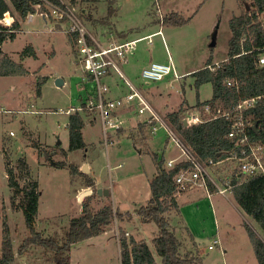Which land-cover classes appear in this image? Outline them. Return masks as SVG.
<instances>
[{
  "label": "rangeland",
  "instance_id": "rangeland-1",
  "mask_svg": "<svg viewBox=\"0 0 264 264\" xmlns=\"http://www.w3.org/2000/svg\"><path fill=\"white\" fill-rule=\"evenodd\" d=\"M63 1L72 6L69 0ZM241 1L101 0L97 4L80 3L73 7L78 14L83 6L93 13L98 21L83 20L102 44H106L107 40L99 28L114 29L111 26L113 21L119 30H126L133 36L162 26L166 45L161 35H153L151 40L146 38L136 42L135 48L147 58L152 56L166 62H169L171 55L176 70L181 73L198 67L194 71L199 70L210 57L214 63L228 58L232 35L229 20L241 12ZM109 5H112V12L108 10ZM172 12L184 16L187 22L179 26L165 22V16ZM107 15L108 23H100ZM173 19H179V16ZM2 23L5 24V20ZM215 30L216 43L211 46ZM28 47H32L36 55L28 51ZM1 49L11 59L23 63L28 72L0 74V255L4 222L10 228L16 251L28 236L23 211L12 203V189L7 176L9 166L14 167L18 158L26 157L32 177L39 183L38 230L45 236L61 240L71 219L82 214V202L88 196L81 198L86 188L84 180L80 175H74L69 166L53 164L46 158L47 153L55 152V161L76 163L80 169L87 165L89 170L86 173L95 180L96 189L109 190V195L94 192L91 199L94 210L103 204L112 203L122 214L115 212L113 223L104 232L74 243L70 264H121L117 233L121 237L124 232L129 233L128 237L145 239L158 263L162 264V258L156 254L154 247V237L159 227L155 221L143 222L137 209L147 204L151 196L150 180L156 174L154 155L157 153L159 158H164V162L185 157L172 136L164 127H159L148 142L140 144L127 133L118 134L117 130L110 129L106 143L101 117L90 112V119L87 115L83 128L87 147L70 151L69 114L61 110L76 105L80 96L91 90L93 83L82 78L84 71L79 62L80 54L69 41L67 24L62 22L61 27H58L53 20L37 12L32 14V18L22 21V30L17 33V37L6 40ZM129 66L139 73L134 81L140 87L144 82L140 76L141 69L139 71L133 62ZM122 70L127 72L125 68ZM113 71L119 76L118 72ZM58 78H63V85L56 84ZM40 81H43L41 95L37 96L35 87ZM150 87L147 92L151 103L164 118L168 111L176 110L183 101L187 104L186 112H191L199 100L205 101L213 95L211 82L197 88L192 75L174 78L172 73ZM27 109L30 110L25 111ZM124 116L130 119L125 121L123 127H129L148 117V113L135 114L130 111ZM226 165L229 173L238 170L234 159H229ZM215 174L217 176L218 173ZM216 178V182L220 183ZM192 190L190 199L186 195L179 196L180 210L168 215L170 227L181 240L183 250L198 255L200 264H258L247 225L263 240L264 230L241 209L232 192L227 191L225 195L214 193L212 198H208L203 190ZM129 212L133 215L131 219ZM217 233L225 238V245L210 248ZM13 264L55 262L50 252L33 246L24 255H17Z\"/></svg>",
  "mask_w": 264,
  "mask_h": 264
},
{
  "label": "trees",
  "instance_id": "trees-1",
  "mask_svg": "<svg viewBox=\"0 0 264 264\" xmlns=\"http://www.w3.org/2000/svg\"><path fill=\"white\" fill-rule=\"evenodd\" d=\"M48 1L59 5L63 4L61 0ZM100 1L69 0L72 6L80 3L97 4ZM241 3V12L229 20L232 35L229 40L228 58L219 64H213L212 57H210L202 68L191 73L197 88L203 83H212V97L205 101L199 100L195 106V109L200 110L202 116L207 120L190 125L185 123L187 111L185 105L187 104L184 101L176 110L165 114L167 122L197 158L208 165L211 164V161L218 162L242 154V145L238 138L228 135L236 114L235 108L242 99L261 96L258 102L245 109L243 114L252 120V125L248 129L251 138L264 144V65L259 64V55L264 48V0H243ZM109 9L112 12V5L108 6ZM8 10L14 17L11 27L1 22ZM39 11L57 25L65 22L58 21L53 17L51 8L44 0H0V46L8 39L14 40L17 33L22 30V21ZM79 15L82 19L90 22L97 20L93 13L86 10L84 6L80 8ZM178 16L179 19H173ZM108 19L107 15L99 22L105 24L108 23ZM165 22L179 26L187 22V19L172 12L165 16ZM68 37L73 48L77 49V35L68 33ZM28 51L36 55L32 47H28ZM27 72L28 69L23 63L11 59L0 49L1 75H18ZM230 79L238 80L239 84L228 83ZM42 82L36 84L37 96L41 95ZM206 105H210L209 111H206ZM218 109L223 112L233 111V113L228 116L214 117ZM85 123L84 112H75L69 115L70 151L87 147L83 133ZM255 123H257L256 129L252 127ZM152 125L153 123L140 122L138 128L128 130V136L142 144L152 134ZM64 153L67 155V152ZM154 159L157 171L150 180L151 196L147 204L137 209V214L143 222L155 221L157 223L159 231L154 237V247L156 254L162 258V264H200L201 258L198 255H195L193 251L183 250L182 242L171 229L168 217L173 211L180 210L177 200L180 193H178L175 176L182 167L189 163L180 161L174 167L168 168L167 162H164V158H159L157 153L154 155ZM56 164L69 166L74 175L78 174L84 180L86 188L96 189L93 177L82 171L76 163L68 164L66 161L60 160L56 161ZM237 174V171L233 173V196L241 209L252 216L264 230V176L246 179V177L242 178ZM7 175L9 186L12 189V203L15 208L23 211L28 236L16 251L10 228L4 222L0 264H13L17 255H24L33 246L41 247L44 252H50L55 264H70V252L74 243L104 232L113 223L115 212L122 215L112 203L103 204L101 208L94 210L91 199L95 193H92L82 202V214L71 219L65 236L61 240L45 236L37 228L39 183L32 177V170L26 157L18 158L14 167L9 166ZM210 185L213 186L212 182ZM186 191L188 189L181 193ZM128 214L131 219L132 214L130 212ZM247 232L254 247L258 264H264V240L250 225H247ZM119 245L122 264H159L155 253L145 239L128 237L124 232L119 239Z\"/></svg>",
  "mask_w": 264,
  "mask_h": 264
},
{
  "label": "built area",
  "instance_id": "built-area-1",
  "mask_svg": "<svg viewBox=\"0 0 264 264\" xmlns=\"http://www.w3.org/2000/svg\"><path fill=\"white\" fill-rule=\"evenodd\" d=\"M51 8L52 15L58 21H65L67 24V33H75L77 35V46L80 54L79 62L83 66L84 77L90 83H93L91 90L87 93L86 100L80 104L71 106L67 110H61L69 115L75 112H95L102 120L104 134L106 136V143H108V130L117 129L121 125V121L117 119V111L134 107L139 114L148 113L146 121L153 123L152 133L156 134L159 127H164L169 135L181 149V154L185 157L183 159H169L166 163L168 168L174 167L180 161H186L189 165L182 167L175 176L178 193L183 190L203 189L207 195L211 197L214 193H225L228 189L233 187V183L227 179V186L220 187L214 177L211 175L209 166L215 164H205L192 152L190 147L183 141L179 134L171 127L164 116L156 109L151 103L143 90L135 84L128 76L125 75L117 61L114 59L113 54L126 57L125 52L133 48L137 40L127 41L120 44H112L108 47L100 45L98 40L93 36L88 29L84 20L76 12L73 6L62 1V5L52 3L44 0ZM9 18V20H8ZM5 24L11 27L14 17L10 11L5 12ZM259 64L264 65V48L259 55ZM112 70L119 73L120 77L124 80L128 92L123 96L109 97L110 85L104 81V77L108 76ZM174 73L179 77L175 64L171 56L169 62L152 61L141 70L142 80L150 84L152 82H159L165 79L170 74ZM88 82V83H89ZM228 83L238 85V80H228ZM261 98L260 95L242 99L238 102L233 117L231 129L228 132L230 137H237L239 143L242 145V154L234 155L232 158L237 163L238 170L246 179L264 176V144L260 141H255L249 134V126L252 125V120L246 118L243 114L245 109L254 106ZM206 111L210 110V105L205 106ZM29 111V110H25ZM233 111H222L218 109L214 117L221 115H230ZM187 124L199 123L207 120L202 116L198 109H194L185 117ZM219 162V161H218ZM210 182L217 187L214 192L210 189ZM232 182V181H231ZM129 234V233H126ZM118 240L120 239L117 233ZM214 245L221 246L220 239L213 240L210 248ZM121 257V256H120ZM122 264V261H121Z\"/></svg>",
  "mask_w": 264,
  "mask_h": 264
},
{
  "label": "crops",
  "instance_id": "crops-1",
  "mask_svg": "<svg viewBox=\"0 0 264 264\" xmlns=\"http://www.w3.org/2000/svg\"><path fill=\"white\" fill-rule=\"evenodd\" d=\"M109 1H111V0H109ZM116 16H117V9H116ZM30 18H32V16H30ZM163 20L161 19L160 20V22H162ZM85 24H86V22H85ZM86 25H88V24H86ZM112 27L114 26V29H111V30H108V29H106L105 27H103L102 29H100L99 28V30H100V32H101V34H102V36L104 37V39L105 40H107V43L106 44H102L99 40H98V42L100 43V45H102V46H106V47H108V46H110V45H112V44H114V43H116V44H120V43H124V42H127V41H133V40H137L136 42L138 43L139 41H141V40H144V39H146V38H148L149 40H151V38H152V36L153 35H161L162 36V39H163V41H164V44L166 45V41H165V38H164V32H163V28H162V26H160L157 30H154V31H150V32H146V33H144V34H141V35H136V36H133V34L132 33H129V32H127L126 30H119L118 28H117V25H116V23L113 21L112 22V25H111ZM175 26H178V25H175ZM58 27H61V25H58ZM88 27V26H87ZM90 27H92V26H90ZM93 28V27H92ZM89 29V28H88ZM93 29H96V28H93ZM97 30V29H96ZM107 32H109V33H107ZM136 42L134 43V45H133V48L131 49V50H127L126 52H125V55H126V57L124 58V57H122V56H119V55H117V54H113V56H114V59L117 61V63L118 64H120L119 66L120 67H122L121 69H123V68H125V75L127 74V75H129L128 77H130V79L133 81V82H135L134 81V79H136L138 76H139V73L136 71V69L135 68H133V66H129V64H130V62H133L134 64H136V67L139 69V71H140V69L142 70L145 66H147L149 63H151L152 61H159V62H166V61H161V60H156V59H154L152 56H150L149 58H147V56L145 57V56H143V55H141L142 54V52L141 51H139V50H137V48H135V45H136ZM3 53L4 54H6L4 51H3ZM136 56V57H134V56ZM141 55V56H140ZM171 56V55H170ZM172 57V56H171ZM131 59H132V61H131ZM172 59H173V57H172ZM209 59V58H208ZM207 59V60H208ZM207 62V61H206ZM206 64V63H205ZM204 64V65H205ZM213 64H219V63H213ZM203 65V66H204ZM202 66V67H203ZM131 67V68H130ZM175 67H176V65H175ZM199 68V67H198ZM198 68H193V69H187V70H184L183 72H179L178 73V71H177V73L179 74V77H176L175 76V74H174V78H180L181 76H188V75H191V73L195 70V69H198ZM138 73V74H137ZM126 75V76H127ZM171 75V74H170ZM169 75V76H170ZM141 76V75H140ZM83 77H84V74H83ZM82 77V78H83ZM104 81H106L109 85H110V92L108 93V96L109 97H117V96H123V95H125L127 92H128V89H127V87H126V85H125V82H124V80H122V78L120 77V75L119 76H117V74L115 75V72L111 69V72L109 73V75L108 76H106V77H104ZM160 82V81H159ZM82 83H87V82H84V81H82ZM90 83V82H89ZM136 83V82H135ZM152 84H154V83H150V84H146L145 82H143V83H141V86H140V88L143 90V92L146 94V96L148 97V99L151 101V99H150V94H148V90L150 91V89H151V85ZM156 84V83H155ZM170 85H172L171 83H170ZM159 85H157V87H158ZM84 87V86H83ZM159 88V87H158ZM88 93V92H87ZM86 96H87V94H84V95H81L80 96V99H79V102L77 103V104H80L82 101H84V100H86ZM76 104V105H77ZM153 104V103H152ZM27 110H30V109H27ZM134 109V107H128V108H123V109H121V110H119V111H117V113H116V115H117V119L119 120V121H121L122 123H121V125H120V127L119 128H117V129H112V130H117V132H118V134H122V133H127L128 134V130H130V129H132V128H135V126L137 125V124H139L140 122H147L146 121V118H143V119H140L135 125H132V126H129V127H123L124 126V124H125V121H127L128 119H130V118H127V116H124V115H126V114H128L130 111H133L135 114L137 113V111ZM32 111V110H31ZM169 112V111H168ZM166 113V112H165ZM84 114H85V119L88 117L89 119H90V116H91V113H85L84 112ZM97 114V113H96ZM188 114V112H186V115ZM88 115V116H87ZM98 115V114H97ZM87 116V117H86ZM123 129V130H119V129ZM152 135H153V133L150 135V137L148 138V140H146L144 143H146V142H148L151 138H152ZM228 160L229 159H225V160H221V161H219V162H216L215 164H212V165H210L209 166V170H210V172H211V175L214 177H217L216 179H218L219 180V182L221 183H218L217 182V184L220 186V187H224V186H227V184H226V181H227V179H229L230 180V183H233V174L232 173H229L230 172V170L229 169H226L227 167V165H226V162H228ZM217 168H219V169H217ZM81 169H82V166H81ZM217 169V170H216ZM156 171H157V168H156ZM218 173L217 174V176H216V172ZM237 172H238V176L239 177H244V176H242L241 175V173L239 172V170H237ZM215 174V175H214ZM8 176V175H7ZM215 177H214V179H215ZM232 181V182H231ZM87 189H93V188H85V190H87ZM210 189L212 190V191H216L217 190V187L215 186V185H210ZM196 190H199V189H196ZM201 190H203V189H201ZM194 190H191V191H186V192H184V193H180V194H178V196H177V200H178V198H179V196L180 195H186V196H188V199H190V197H192L193 196V194H192V192H193ZM204 191V193H205V195L208 197V198H212V196L211 197H209L208 195H207V193H206V191L205 190H203ZM227 191H230V192H232V188L231 189H228ZM227 191L225 192V193H222V194H226L227 193ZM232 194H233V192H232ZM102 195H104V194H102ZM235 199V198H234ZM178 202H179V200H178ZM133 216V215H132ZM220 239V241H221V245H225L224 243H223V240L225 239V238H221V236H220V234L219 233H217V235L215 236V238L214 239ZM222 239V240H221ZM245 242V241H244ZM228 243V242H227ZM229 245H230V243H228ZM211 245V244H210ZM225 251H227V249L225 248L224 249Z\"/></svg>",
  "mask_w": 264,
  "mask_h": 264
},
{
  "label": "water",
  "instance_id": "water-1",
  "mask_svg": "<svg viewBox=\"0 0 264 264\" xmlns=\"http://www.w3.org/2000/svg\"><path fill=\"white\" fill-rule=\"evenodd\" d=\"M39 13H41V12L39 11ZM216 37H217V31L215 30V31L212 33V39H211V42H210V45H211V46H214V45H215V43H216ZM0 49H1V46H0ZM56 84L59 85V86L63 85V84H64V80H63V78H58V79L56 80ZM185 123H187L186 120H185ZM252 127H253L254 129H256V128H257V123H255ZM52 155H53V154H52ZM52 155L50 156V154L47 153V154H46V158H49L53 164H56V161L53 159V156H52ZM82 170H84L85 172H87L89 169H88L87 165H85V166L83 167ZM94 192H97V193L100 194V195H102V194H104V195H109V190H108V189H102V188H98V189H87V190H85V192L81 195V198H82V196H87V195H90V194H92V193H94Z\"/></svg>",
  "mask_w": 264,
  "mask_h": 264
},
{
  "label": "flooded vegetation",
  "instance_id": "flooded-vegetation-1",
  "mask_svg": "<svg viewBox=\"0 0 264 264\" xmlns=\"http://www.w3.org/2000/svg\"><path fill=\"white\" fill-rule=\"evenodd\" d=\"M48 154H50V156H51L52 154L54 155V154H55V152H50V153H48ZM53 155H52V156H53Z\"/></svg>",
  "mask_w": 264,
  "mask_h": 264
}]
</instances>
